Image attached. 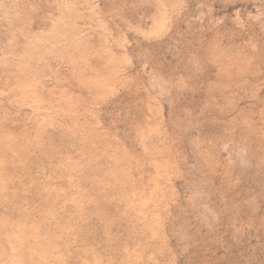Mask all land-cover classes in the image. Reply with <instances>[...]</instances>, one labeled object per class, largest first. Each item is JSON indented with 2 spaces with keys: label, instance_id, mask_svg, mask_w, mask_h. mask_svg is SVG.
I'll list each match as a JSON object with an SVG mask.
<instances>
[{
  "label": "rangeland",
  "instance_id": "374dc122",
  "mask_svg": "<svg viewBox=\"0 0 264 264\" xmlns=\"http://www.w3.org/2000/svg\"><path fill=\"white\" fill-rule=\"evenodd\" d=\"M0 264H264V0H0Z\"/></svg>",
  "mask_w": 264,
  "mask_h": 264
}]
</instances>
